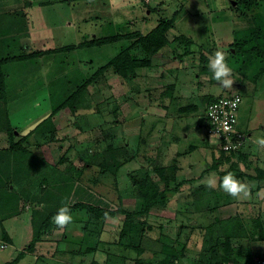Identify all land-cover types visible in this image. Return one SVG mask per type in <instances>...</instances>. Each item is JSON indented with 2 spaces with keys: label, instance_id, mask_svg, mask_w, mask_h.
<instances>
[{
  "label": "rangeland",
  "instance_id": "374dc122",
  "mask_svg": "<svg viewBox=\"0 0 264 264\" xmlns=\"http://www.w3.org/2000/svg\"><path fill=\"white\" fill-rule=\"evenodd\" d=\"M75 1L78 8L82 5L80 12L86 11L91 21L81 28L71 29L76 30L78 36H72L65 44L57 39L50 42L44 37L37 43L34 27L31 26L33 22L30 21L36 23L37 12L41 9L47 15L50 22L47 27L52 32L56 19L55 7L51 11L42 6L43 3L36 4L35 0H0V61L3 57L14 58L22 53L34 55L2 65L5 99L0 100V171L6 174L7 186L1 191L0 217L7 219L5 222L10 231L16 234L17 244H21L22 249L32 241L37 231H33L31 221L39 211L56 206H67L70 209L71 206L82 203L100 206L112 213L92 219L87 208H75L70 210L73 223L63 229L55 225L52 217L45 226L40 240L42 242L36 244L45 248L40 249L45 253L42 255L45 259L54 255L68 259L71 255L77 261L76 264H157L162 255L157 254L152 247L159 249L161 244H165L174 247L179 255L176 264H199L195 261H206V255L213 259L222 255L226 237H231L230 246L234 238H240L233 243V252L242 253L243 249H239L243 243L241 241L248 240H243V237L246 235L250 238L251 231L240 228L244 225V220L232 219L234 214H218V209L223 210L228 204L235 205L238 199L229 196L222 189L219 196L209 194L205 198L204 191L198 193V186L194 189L191 185L185 188L181 186L178 192L185 195L181 203H177L178 192H172L169 196H173V200L167 198L170 207L167 203L160 205L162 198L159 197L158 203L148 213L138 214L144 207V200L133 190V183L134 179L142 178L145 170L152 172L159 180L156 169L170 165L174 168L172 172H168L167 179L185 181L194 176L195 170L187 173L188 176H182L180 172L176 175L179 167H176L174 155L178 150L187 152L188 146L184 151L183 145L180 148L176 146L167 154L164 149H160L161 154L156 157L158 148L164 144L165 136L168 135L166 138H169L176 133L164 132L165 126L168 130L170 125L160 124L163 119L155 121L154 118H164L165 115L167 117L190 109L187 112H193L196 123H200L196 128L198 133L200 136L205 134L204 110L210 101L205 97H210L212 92L216 97L227 90L213 79L209 68V61L218 49L227 53L226 62L232 69L231 79L234 83L227 92L243 96L240 122L241 119L245 122L251 120V124L256 126L255 130L264 126V79L255 83L250 80L249 75L253 73L252 67L248 66L252 65L249 63L250 59L245 62L236 48L250 38L253 28L257 26L264 29V0L251 6L244 0H151L149 5L145 0H140L141 11H137V5L134 9L135 3H129L137 0H129L125 2L127 5L121 10L123 16L120 17L130 20L119 24L117 28L95 26L101 23L100 18L103 22L105 20L98 12V3L92 4L93 0ZM105 11L107 14L111 12L106 8ZM173 17L174 25L167 36L174 47L162 49L154 58V68L139 67L134 75L122 78L112 67H107L119 47H127L132 55V48L142 50L140 45L129 47V41H135L132 34L147 33L159 21ZM86 26L93 28L86 29ZM70 28L66 27L67 33ZM81 33L83 36L79 37ZM110 34H123L130 38L125 42L120 40L108 45L79 46L80 42L83 44ZM52 35L54 37L57 34ZM261 41L264 45V40ZM69 45L74 46L72 50H62ZM49 49L54 51L45 54ZM79 61H85L86 76L94 75L101 68L104 71L95 78L94 83L82 90V102L75 111H71L68 105L55 110L51 92L56 90L52 94L58 98L60 92L68 86L70 95L76 93L75 84L68 83L67 79H71L70 73L76 69ZM178 69L193 74L192 79L199 86L195 88L198 93H194L192 89L190 91L189 86L182 91L183 95L191 98L203 94L194 100L195 103L192 100H181L175 105L166 100L164 90L170 86L169 78L178 74ZM47 80L51 90L46 89ZM208 93L210 94L207 95ZM193 107H196V111L191 110ZM52 113L51 122L42 124ZM40 123L45 125L36 129ZM122 123H125V127ZM162 127L163 130L159 131ZM179 127L183 128V125L180 124L175 130L182 134ZM8 128L16 131L18 135L14 141L21 145L24 152L10 148ZM200 136L192 144L203 142V147H198L200 154L191 163H196L199 159L198 165L202 166L207 158L208 166L216 167L217 175L231 172L236 177L239 176V166L231 168L235 162L228 159L230 155L220 153L218 148L201 140ZM183 143L189 144L188 141ZM221 154L224 158L217 159ZM18 156L23 157L18 160ZM217 175L215 174L216 181ZM166 186L162 179L161 190ZM218 188L219 185L215 190ZM188 198H192L195 203L199 199V203L210 204V209H215L210 213L212 216L203 220L204 214L195 213L196 205ZM177 204H181L183 209L176 210ZM19 207L20 214L9 217L17 213ZM123 211L132 213L133 221L138 225V231L125 239L121 238L125 218ZM215 212L218 219L213 222ZM202 222L213 226L210 230L202 231L198 226ZM260 222L251 221L252 231H264ZM141 239H150L148 244L154 245L143 254L133 248ZM128 240L131 246L126 245ZM155 240L159 241L156 245L153 243ZM236 243H239L238 246ZM11 249L9 246L0 249V264L3 260H8ZM204 250L209 253H203ZM250 252V257L241 261L251 263L257 256H262Z\"/></svg>",
  "mask_w": 264,
  "mask_h": 264
},
{
  "label": "crops",
  "instance_id": "0c3cea01",
  "mask_svg": "<svg viewBox=\"0 0 264 264\" xmlns=\"http://www.w3.org/2000/svg\"><path fill=\"white\" fill-rule=\"evenodd\" d=\"M35 1H36L35 2L36 4L43 3L42 6H44L46 9L51 10V11H54V7L56 8V15H55L56 19L54 20L53 25L55 28H58L61 31L60 32L53 27L52 32H51L50 29H48V27H47V24H50V22L47 20V15L44 14L41 9H39V11L37 12L36 23L34 21H30V22H33L31 24V26L34 27L33 33H34V37L36 38L37 43H39V40L41 39V37H44V38H47V40H49L50 42L57 39V41H59L60 43L66 44L67 42H69V39L72 36H76V37L78 36V35H76V30H71V29H73V28L76 29L79 27L81 28L83 24H88L91 21L89 16L86 14V11H85V13H83L82 11L80 12L79 8L82 5H80L78 8L75 0H72V1L71 0H35ZM128 1L129 0H93V1H91L92 4L98 3V5H97V7H99L98 12H100L102 17H105L104 22H103V19L100 18L101 23H98L95 26L101 27V28H104L105 26H109L110 28H115V27L117 28L119 24L121 25L124 22H129L130 18L125 19L123 17H120V16H123L121 10L123 9V7L125 5H127V3H125V2H128ZM150 1L151 0H145L146 4H148V5H149L148 2H150ZM129 3H135L134 9H136V5H137V11L142 10L140 0H137L134 2L129 1ZM62 6H64V7H62ZM105 8L111 12H109V14H107V12L105 11ZM146 10L150 11L149 9H146ZM78 12L80 14H78ZM143 21H145L144 17H143ZM131 24H132V20L130 21L129 27L131 26ZM93 26H86V29H87V27L93 28ZM66 27H71L68 31L70 37L66 31ZM42 31H43V33H42ZM46 33L48 34L47 36L45 35ZM52 33L57 34V35L53 37ZM80 36H83V33L79 34V37ZM125 41H128V39L127 40L123 39V42H125ZM169 41H170L169 44L166 47H164L163 50H166L168 47H171L170 49H172L174 47L172 40L169 39ZM129 42L130 43H128V44L130 46V44L133 41L132 42L129 41ZM45 43H48V41H46ZM80 43H82V42H80ZM111 44H114V43H111ZM135 49H137V47L132 48L133 55H136L138 57L145 55L144 52H142V50L139 51L137 49V51L135 52L134 51ZM119 50H120V47L117 48L116 51L119 52ZM172 52H173V50H172ZM174 57L175 58L177 57L176 54H174ZM79 63H82V65H80ZM79 63L76 66V69L70 73V76L85 74V66H84L85 61L84 62L79 61ZM146 69H148V68H146ZM192 76H193V74L190 75L189 73L184 72V70L183 71L179 70L177 75L176 74L172 75V77L169 78L170 82H171L170 86L167 87L166 90H164L165 96L167 97L166 100L168 102L170 101V103L171 102L175 103V105H177V103H176L177 101H181V100H184V101L192 100V103H193L195 99L197 100L199 96L203 95V94L197 95L195 98H193L194 96H192V98H191L188 95H183L184 92L182 91V89L187 88L188 86H189L188 89L190 91L192 89L194 91V93H198L195 91V88L197 89L199 86L197 85L196 80L192 79ZM195 78H197V77H195ZM262 79H264V75L257 82H261L260 80H262ZM56 80H60V79H56ZM45 82L47 85L46 89L51 90L50 85H49V80H47ZM209 94L210 93H208L207 95H209ZM204 95H205V93H204ZM211 96H214L213 92H212ZM129 98H131V97H129ZM205 98L207 99V97H205ZM134 105L135 104H133V106ZM165 106H167V105L165 104ZM189 110H187V111H189ZM191 110L196 111V107H193ZM164 111L165 112L167 111L166 107L164 108ZM187 111H184V112H181L178 114L173 113L172 115L167 116V117L165 115L164 118H158L155 116V118H154L155 121L163 119L161 122H159L160 124L170 125V128L168 130L166 129V126H165L164 132H167L170 134H172L173 132L176 133L172 136L170 135L169 138H166L168 135L165 136L164 144L161 146L162 148L161 147L158 148L159 149L158 153H156V151H155L156 157L158 158L160 156V154H161L160 149H164V152L167 154L168 152L170 153V151L172 152L176 148V146H177V148H180V145H183V148H182L183 151L185 150L186 146H188L187 152H185V151L181 152L178 150L177 154L174 155L175 160H176L175 161L176 167H179L176 170L177 171L176 175L178 176V174L180 172V175L188 176L187 173L193 172V170H195L196 172H194V174H193L194 176L189 177L192 179H188L185 181H183V180L179 181V179H172V180L170 179L168 185L170 187H174V186H176V184L180 183V187L182 186L185 188V186L191 185V186H193L192 187L193 189L198 186L197 187L198 193L204 191V193H206L205 198L209 197V194L219 196L220 190L222 189L220 186V183L222 181L223 176L226 174H223L220 176L217 175L216 167L208 166L207 158H206L205 154H203V156L206 159L203 161L202 166L198 165V164H200L199 159L196 163H191L192 159H195L197 157L198 153L200 154L198 147H201V145L203 147V144H202L203 142L202 143L198 142V143L192 144V142H194V140L197 139V136H200V133H198V130L196 129L198 127V125H200V123H196V120L194 119V116L192 114L193 112L188 113ZM240 113H241V107H240L239 116H238V127L242 131L248 132L250 137H249L247 143L245 144L243 151L241 152V154H242L241 158H239L237 160V158H238L237 157L236 159L234 158L231 160L233 162L237 161V163L234 165V167L239 166V168H240V173L238 172L239 176H237V178L249 186L250 196L247 199H244V198L238 199V203H236L235 205L234 204H228L223 210H222V208H220V210L218 209V211H219L218 214L220 212L222 214L223 213L228 214L230 212L231 214H234L232 216V219H238L239 221H240V219L244 220V225L241 226L240 228H246L247 231H251L250 238L246 237V235L244 236L245 238L243 237V240H246V238H248L249 241L248 240H246L245 242L241 241L243 243H241L242 245L240 244V246H239V249L240 250L243 249V252L242 253L241 252H239V253L234 252V257L238 261L248 259L250 257L249 256V254L251 253L250 251H252V253H256L257 255L264 256V231H252V228H251V221L252 220H260L261 221L260 224L264 228V147H261L256 143V139L258 137H264V126L260 124L261 127H258L259 129L255 130L256 126H253L251 124V120L245 122L241 119V122H240ZM180 124L183 125V128L179 127L182 134L181 133L179 134L175 130V128L177 126H179ZM122 126L125 127V123H122ZM194 128L197 131L194 130ZM162 130H163V127L159 129V131H162ZM189 131H191V132H189ZM193 132H195L196 134H194ZM200 137H201V140L206 141V139H205L206 134L202 133V136H200ZM165 141H166V143H165ZM184 141L185 142L188 141L189 144H187V145L184 144L183 143ZM156 146H158V145H156ZM199 157H200V155H199ZM204 157H203V159H204ZM170 167H171V165L169 167H166L165 172H169ZM226 172H228V171H226ZM215 174L218 176V180L216 181V186L219 185V188H218L219 192H218V189L215 190L216 186L215 187H208L207 186V181L209 178H214L216 180ZM177 195H178V199H179V200H177L178 201L177 203H181V201H182V199H184L185 195H183V192H178ZM171 197H173V196H169V198H168V199H170V201L173 200V199H171ZM188 199L190 202L192 201V198H188ZM192 202L195 203V201H192ZM167 205L169 206V203H167ZM195 205L196 206H195L194 212L198 213V214H200V213L204 214L203 220L204 219L208 220L212 216V215H210V213H213L215 210V209L214 210L210 209L211 205L208 203H205V202L199 203V199L195 203ZM180 206H181V204L180 205L177 204L176 210L183 209V206H181V207ZM216 209H217V207H216ZM210 211H212V212H210ZM189 212H191V211H189ZM175 213H177V212H175ZM214 218H213L214 219L213 222H215V220L218 219L216 212L214 214ZM5 220H7V219H3V220L0 219V249H4L7 246L12 247V249L10 250V254H9L10 256L8 255V260H3L2 263H7L9 261H12L13 259H15L17 257L20 250L22 251L23 248L26 247V245H25L21 249V244L20 245L17 244L18 240L16 238V234L14 233V231H10V227L7 225ZM246 220H247V222H246ZM248 221H249V225H248ZM235 223H237V222H235ZM261 225H260V229H262ZM198 226L202 229V231H206V229L211 228L213 225L210 226L207 223L202 222ZM85 231H87V229ZM68 240L71 241L70 239H68ZM236 240H240V238H234L233 243ZM39 242H42V241H39ZM238 242H240V241H238ZM69 243H71V242H69ZM233 243L231 245L232 248H233ZM238 244L239 243H236L237 246H238ZM37 246L35 247L34 251H29V252L27 251L25 253V257H23L19 261L28 262L26 260L30 259L31 261H29L28 264H76V262H77L73 258L70 257L71 255H69L68 259L59 258L55 255L51 256L49 259H45L42 256L43 254H45L43 252V250H45V248L41 244L40 245L38 244ZM40 249H43V250H40ZM262 256H257V258L262 257ZM18 262L16 264L21 263V262H19V263ZM195 262L199 263V264H206L207 263L206 261H202V260L201 261H195ZM241 262H243V261H241Z\"/></svg>",
  "mask_w": 264,
  "mask_h": 264
},
{
  "label": "trees",
  "instance_id": "16d2710c",
  "mask_svg": "<svg viewBox=\"0 0 264 264\" xmlns=\"http://www.w3.org/2000/svg\"><path fill=\"white\" fill-rule=\"evenodd\" d=\"M258 1L260 0H244V2H246V4L249 6L257 4ZM173 25H174V17L159 21L157 25L154 28H152L150 31H148L147 33H140V32L134 31L135 34H132L131 36L134 35L133 38L135 39V41L130 46L132 47L133 45H140L142 52H144L145 55L138 57L136 55H132L130 53V49H128L127 47L122 48L114 57H112L109 60L107 67H112L113 70L116 72V74L122 78H126L128 76L134 75L136 72V69L139 67L154 68L156 65L154 58L170 42L167 36V32L169 31V29L172 28ZM250 34H251L250 38L246 40L247 44H245L246 43L245 41L243 43L238 44L236 48H237V52L240 55H242L243 60L245 62L249 61L250 59L249 63H251L252 65L248 64V66L252 67L253 73L249 76H250V80L255 83L259 79H261L262 76L264 75V45L262 44V41H261V40H264V29H261L260 27L256 26L255 28H253ZM127 38H130V37H128V35L126 36L123 34H117V35L110 34L107 37L106 36L99 37L95 39L94 41H86L83 44L80 43L79 46L82 47L84 45L96 46V45H102V44H111V43H115L123 39L127 40ZM73 47L74 46L69 45V46L62 48V50H72ZM52 51H54V49H50L46 51L45 54L52 52ZM32 56L34 55H30V54L26 55L22 53V55H18V57H14V58L3 57L2 58V60L0 61V100L5 99V88H4L5 80L2 74V65L7 64L8 62L12 60H16V59L23 60V59H27L28 57H32ZM254 61L256 62L255 65L253 64ZM257 63L259 65H257ZM103 71H104V68H101L94 75L86 76L85 74H82V75L71 76L70 80L67 79L68 83L75 84L76 93L70 95V92H68L69 89L67 86L66 88L63 89L62 92H60V96L56 98L55 94L54 95L52 94V92L56 93V90H53L51 92V98H52L51 101L53 104L52 106H54V109L57 110L58 108L62 109L63 107L69 106L71 111H75V108L82 102V96H83L82 90L87 89L92 83H94L95 78L99 74H101ZM60 81L62 82L63 79H61ZM214 98L215 96H210L207 99L212 101ZM52 116H53V113L48 118H46L44 121H42V124L43 122L47 124V122L51 120ZM42 124L40 123L36 127V129L38 127H42L45 125V124L44 125ZM7 134H8L7 140H9L8 142L10 144V148L16 151L24 152V149L21 147V145L14 141V138L18 135L16 131L8 128ZM241 152L242 151L238 152L237 154L236 153L229 154L230 156L228 157V159H234V158L236 159L238 157L237 158L238 160L239 158H241V155H242ZM220 153H223V152H220ZM21 157L23 156H18L17 159L19 160L21 159ZM221 158H224L223 154H221L217 159H221ZM236 163L237 161L235 163H232L231 167H233ZM173 168L174 166L172 165L169 169V173L172 172ZM165 169L166 167H163V168L160 167V169L159 168L156 169V172L159 175L158 176L159 180L154 177L152 172L147 171V170L143 172V176L141 179L139 180L134 179L133 190H135L138 196L141 197L142 201L144 200V207L143 209H141V211L138 214L148 213L149 210L158 203L159 197L162 198V200L160 201L161 202L160 205L164 206V204H166V202L168 201L167 198H169V194H171L172 192L179 191L178 189L180 187V183H178L174 187H170L168 185L169 180L171 178L167 179V175L169 173L165 172ZM162 179L165 180V184L168 186V187L166 186V188L163 190H161ZM6 186H7L6 174H3L0 171V196H1V191ZM24 197L27 198L25 193H24ZM79 207L87 208L90 213L89 216L92 219H98V218L107 216L110 213H112V211L109 209H106L100 206L83 205L82 203H79V204L77 203L73 207L71 206L69 210H74L75 208H79ZM59 208L61 207L60 206L48 207L47 210L42 211V212L39 211L37 214L33 215L34 217L31 222H33V227H34L33 231H37L36 234L33 236L32 241H30L27 244V246L18 253L17 257L13 259L12 261L7 262L6 264H16L25 255L27 251L28 252L34 251L36 244L40 240H42L45 226L50 222L52 217L55 216ZM17 210H18L17 213L11 214L9 215V217H12L14 215L16 216L19 215L21 208L19 207V209ZM123 213L125 215V218H124V226L121 231L122 233L121 238L125 239V238L132 237V235L138 231V225H136V223L133 221L134 219H133L132 213H129L126 211H123ZM0 219L3 220L6 218L0 217ZM149 240L150 239H144V240L141 239L137 245L133 246V248L138 253L143 254V252H145L146 249H150L151 246H154V245L148 244ZM159 241H162V240L159 239ZM159 241L155 240L153 241V243L156 245L158 244ZM129 242L130 241L128 240V243L126 244L127 246H131ZM230 244H231V237L230 239L226 237V240L224 241V244H223L222 255H218V257H215L214 259L210 255H206V262H207L206 264H250V262H241L235 259L233 248L232 246H230ZM152 248L155 249L157 254L162 255V257L159 259L157 264H176L177 260L179 259L178 257L179 255H177V253L175 252L174 247L161 244V246L158 247L159 249L155 247H152ZM206 252L209 253V251L207 250L203 251V253L205 254Z\"/></svg>",
  "mask_w": 264,
  "mask_h": 264
},
{
  "label": "built area",
  "instance_id": "2783aa9c",
  "mask_svg": "<svg viewBox=\"0 0 264 264\" xmlns=\"http://www.w3.org/2000/svg\"><path fill=\"white\" fill-rule=\"evenodd\" d=\"M242 101L240 93L226 91L210 101L204 112L205 138L225 154L243 151L250 137L248 132L238 127ZM250 264H264V256L254 259Z\"/></svg>",
  "mask_w": 264,
  "mask_h": 264
},
{
  "label": "clouds",
  "instance_id": "9594fccd",
  "mask_svg": "<svg viewBox=\"0 0 264 264\" xmlns=\"http://www.w3.org/2000/svg\"><path fill=\"white\" fill-rule=\"evenodd\" d=\"M227 53L223 50H216L214 56L209 61V68L213 73V79L216 80L219 85L226 89H232L234 80L231 79L232 69L226 62ZM227 130V129H226ZM256 143L264 147V137H258ZM208 187H215L216 180L209 178L207 181ZM220 186L224 192L229 196L240 199H247L250 196L249 186L239 180L233 173L229 172L223 176ZM53 222L59 228L63 229L66 226L73 223V216L67 206L61 207L53 217Z\"/></svg>",
  "mask_w": 264,
  "mask_h": 264
}]
</instances>
